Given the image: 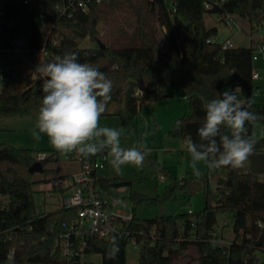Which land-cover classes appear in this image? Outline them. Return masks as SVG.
<instances>
[{"label":"trees","instance_id":"1","mask_svg":"<svg viewBox=\"0 0 264 264\" xmlns=\"http://www.w3.org/2000/svg\"><path fill=\"white\" fill-rule=\"evenodd\" d=\"M63 0H0V50L10 48L11 40L19 34L29 38L36 48L44 45L52 53V62L65 53H81V42L89 38L104 44L89 51L94 54V67L105 73L113 83L108 103H124L118 114L124 126L139 114L138 97L125 105V89L130 80L142 87L141 101L157 102L168 98L172 92L182 90L188 98L190 111L176 119L170 135L200 144L198 129L206 116L205 105L222 98L224 91L235 92L238 98L252 101L257 119L246 122L247 134L256 140L254 152H264V102L256 101L253 78L254 46L223 48L221 42L210 41L218 35L216 27H208L207 13L233 14L247 18L252 29L264 26V0H227L207 9L206 0H106L93 2L86 11L79 10L73 17L63 16L56 6ZM171 1L176 5L173 12ZM100 25L106 30L101 32ZM132 28L128 31L126 27ZM167 45L161 46L162 38ZM55 40L59 45H53ZM82 62L85 61L81 59ZM42 80L30 74L10 76L0 91V120L10 116H28L39 112L44 93ZM179 126L177 125V122ZM260 123L262 134L255 135V124ZM221 135L231 136V130L221 126ZM220 143V137H216ZM0 264H8L9 253H14V264H80L67 263L54 247L63 233L65 224L77 218L78 208L57 207L51 212L35 210V184L47 181L35 178L29 168L37 162L32 148L2 145L0 147ZM58 152L46 153L42 161L43 173L55 174L48 168L58 160ZM214 158V157H213ZM154 161V160H153ZM248 160L241 168L221 166L218 186L205 188L206 206L198 213L161 215L141 220L136 213L131 225L133 231H144L140 240L138 264H173L190 248L197 250L198 264H257L256 252L264 223V177L250 171ZM155 163H159L155 159ZM100 185L107 189L127 187L130 182H109L101 178ZM199 182L184 176L168 186L167 194L176 189L193 192ZM4 197L8 200L5 202ZM128 198L135 204L145 201H163L164 198L130 192ZM225 211L235 214V238L229 245L214 244L213 232L217 215ZM32 226V229L28 227ZM155 231L152 237V231ZM119 254L115 260L107 258L111 240L92 237L88 254H101L102 262L84 264H127L126 238H116ZM153 242V245H152Z\"/></svg>","mask_w":264,"mask_h":264},{"label":"rangeland","instance_id":"2","mask_svg":"<svg viewBox=\"0 0 264 264\" xmlns=\"http://www.w3.org/2000/svg\"><path fill=\"white\" fill-rule=\"evenodd\" d=\"M234 25L227 26L225 21L217 13H207L205 21L208 27H216L218 35L215 38L217 42H224L231 38L235 47H257L264 43V26H259L257 30L252 29V25L247 18L239 15H232ZM241 27V29L239 28ZM101 32L106 30L104 25H100ZM128 31L132 28L127 26ZM81 53H77L78 62L89 63L95 66L96 60L90 49L97 48V43L87 38L81 42ZM258 60H254V70L260 71V78L255 79L259 89L256 90V101L264 102V55L258 52ZM81 59L85 61L82 62ZM17 69L21 74H28L32 71V66L18 53L0 52V91L2 90L4 75H9ZM121 108L124 103H121ZM118 106V107H117ZM120 107L117 103H108L106 111L101 115L100 127H109L117 130L123 129L120 136V146L122 148L139 147L142 143L144 151L147 152L142 166L125 164L121 166L119 173L111 164V156L107 162L106 169L100 173L108 178L109 182H117L127 180L130 185L126 187L127 192H135L150 198L160 197L163 201H145L134 204L137 216L141 220L153 219L163 215L162 207L165 208V215H176L184 212L202 211L206 206L205 188L207 184L213 190L217 189V175L220 170L209 168L205 162H198L197 168L200 175L194 174L191 167V154L187 151L186 142L181 138L170 135L176 119L190 111L188 98L183 95L182 90L172 92L170 97L161 99L157 102H149L143 104L136 116L127 126L123 125L122 118L118 114ZM38 113L28 116H10L0 120V147L2 145H14L16 147L32 148L38 152L47 153L56 151L50 144L46 134L41 133V139L35 140L32 131L36 128ZM36 131H39L36 129ZM262 129L260 123L255 124V135L261 136ZM176 148V149H174ZM58 160L51 161L47 167L56 169L55 174L46 176L42 173H35V178L46 179L35 184V210L37 213L51 212L55 210L62 198L70 193L71 178H67L63 182H56L53 189L51 181L61 176H68L75 170L79 169L77 162L65 160V153L58 152ZM155 159L158 164L155 163ZM154 160V161H153ZM249 165V161L247 162ZM219 171V172H217ZM215 174L210 176L209 183L204 179L207 173ZM184 176L193 177L199 182L198 188L193 192H185L176 189L174 193L167 194L168 186L174 181L181 180ZM8 200L4 197V201ZM235 214L232 211H225L217 215V224L215 231L221 244H228L235 238L234 230ZM197 250L190 248L188 255L177 258L173 264H198ZM140 258V249L135 248L132 244L127 246V264H138ZM87 262H102L101 254H88L85 257ZM257 264H264V250L256 252Z\"/></svg>","mask_w":264,"mask_h":264},{"label":"clouds","instance_id":"3","mask_svg":"<svg viewBox=\"0 0 264 264\" xmlns=\"http://www.w3.org/2000/svg\"><path fill=\"white\" fill-rule=\"evenodd\" d=\"M34 71L42 78L44 93L36 128L32 131L35 140L41 139V133L46 134L58 152L76 151L84 157L107 148L117 173L125 164L143 165L147 152L143 150L145 146L142 143L139 147L122 148L120 136L123 129L99 125L113 88L105 73L89 63L78 62L76 53H65L52 62H39ZM220 95L222 98L205 105L206 116L198 135L206 143L197 144L190 138L186 140L187 151L192 158L191 167L197 176L200 175L198 162H205L209 168H241L254 152L256 140L247 134L245 127L246 122H254L258 118L254 111L248 110L252 108V101H247L245 107L235 92L224 91ZM221 126L230 129L231 136L221 135ZM119 251V243L113 236L107 258L115 260ZM8 264H14V253H9Z\"/></svg>","mask_w":264,"mask_h":264},{"label":"built area","instance_id":"4","mask_svg":"<svg viewBox=\"0 0 264 264\" xmlns=\"http://www.w3.org/2000/svg\"><path fill=\"white\" fill-rule=\"evenodd\" d=\"M31 2L32 0H27ZM106 0H63L56 6V10L61 15L73 17L79 10L86 11L93 2H103ZM227 0H206L205 6L210 9L215 4H221ZM173 12L177 11L176 5L171 1ZM233 14H221V19L225 21L227 26L234 25L235 21L232 18ZM241 29V27H239ZM103 33V32H102ZM210 41L214 42L215 39ZM223 48H234L235 44L231 38L221 42ZM58 40L53 42V45L58 46ZM161 46L167 45V39L162 38ZM264 55V43L255 47V50ZM254 50L253 60H258L259 54ZM0 52H16L20 54L26 62L32 66V71L28 74L33 79H41L39 73L35 72L36 65L46 63L48 59H52L53 55L44 45L41 48L33 46L31 40L23 34H19L11 40L10 48L0 50ZM17 69H14L11 74L4 75V82L10 76L17 75ZM253 78H260V71H253ZM42 85V84H41ZM144 91L142 87H136L134 96L139 98L138 105L141 107L143 101L140 98ZM109 149L96 155L84 157L76 151L65 153V160L77 162L79 169L72 172L68 176H61L57 179H52L51 184L55 189L56 182H63L66 177L71 178L70 193L62 198L57 207L78 208L77 218L69 224H65L63 233L58 237L54 247L59 251L60 257L67 263L78 261L80 264L85 263L86 250L89 247V240L96 237L103 240H111L113 236L116 238H126L129 244L135 248L142 249L144 242L140 240L143 237L144 231H133L131 228L135 219V207L133 202L126 194V187L112 188L107 190L103 188L99 181L101 180L100 173L106 169L109 160ZM36 159L42 162L46 159V153L38 152ZM264 177V175H262ZM264 179V178H263ZM189 213H193L190 211ZM259 226L263 229L264 223L259 222ZM32 229V226L28 227ZM155 231H152L154 237ZM212 242L221 244L216 231L213 232ZM229 242L227 245H229ZM153 245V242H152Z\"/></svg>","mask_w":264,"mask_h":264},{"label":"water","instance_id":"5","mask_svg":"<svg viewBox=\"0 0 264 264\" xmlns=\"http://www.w3.org/2000/svg\"><path fill=\"white\" fill-rule=\"evenodd\" d=\"M97 44L104 48V44L100 39L97 40ZM137 86V82L135 80H130L125 89V105L128 107L130 104V101L134 97L135 89ZM1 150V149H0ZM249 169L252 173L257 175H264V152H253V154L249 157ZM29 171L31 173H42L44 171V166L42 162H35L30 168ZM100 178H104V176H101ZM163 215H165V208L162 207ZM255 245L257 247H262L264 245V228L261 231V234L258 238V240L255 242Z\"/></svg>","mask_w":264,"mask_h":264},{"label":"crops","instance_id":"6","mask_svg":"<svg viewBox=\"0 0 264 264\" xmlns=\"http://www.w3.org/2000/svg\"><path fill=\"white\" fill-rule=\"evenodd\" d=\"M170 97V96H169ZM145 103L146 104H149V101H145ZM118 105H119V107H120V109H121V105H120V103H117ZM143 104V103H142ZM142 106V105H141ZM118 107V106H117ZM141 108V107H140ZM185 141V140H184ZM186 142V141H185ZM174 149H176V148H174ZM78 170V169H77ZM76 171V170H75ZM70 175V174H69ZM101 176H103V175H101ZM105 177V176H104Z\"/></svg>","mask_w":264,"mask_h":264}]
</instances>
